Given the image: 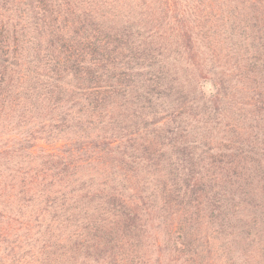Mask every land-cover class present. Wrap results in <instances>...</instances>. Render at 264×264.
Returning a JSON list of instances; mask_svg holds the SVG:
<instances>
[{"label": "trees", "instance_id": "obj_1", "mask_svg": "<svg viewBox=\"0 0 264 264\" xmlns=\"http://www.w3.org/2000/svg\"><path fill=\"white\" fill-rule=\"evenodd\" d=\"M0 264H264V0H0Z\"/></svg>", "mask_w": 264, "mask_h": 264}]
</instances>
